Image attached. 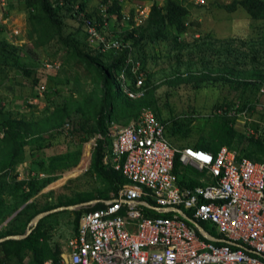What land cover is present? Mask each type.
<instances>
[{
  "label": "rangeland",
  "instance_id": "374dc122",
  "mask_svg": "<svg viewBox=\"0 0 264 264\" xmlns=\"http://www.w3.org/2000/svg\"><path fill=\"white\" fill-rule=\"evenodd\" d=\"M72 1L74 9L77 6L81 8V4L86 2V13L96 10L100 12L101 5H104L102 0H70V3ZM119 1L123 6L122 12L135 15L142 9L146 16H149L154 3L160 6L166 3V0ZM233 1L182 0L189 9V15L186 17L187 34L180 38L181 41H185L184 50L181 51L162 41L147 45L149 57L146 63L147 72L143 70L150 85H155L157 88L155 101L143 108L139 116L131 119L127 124L124 120L114 121L109 126V133L113 134L116 127H124L137 121L145 109H151L167 122V138L174 146L193 147L203 138L212 141V135L219 131L220 122L216 118L226 108L220 106L235 102L236 106L243 107L246 101L255 102L256 107L251 115L253 119L259 121L258 123H264V93L261 91L264 85L259 91L249 88L243 93L235 84L229 82L213 80L195 82L188 77L193 73L201 74L208 67L214 71L221 69L225 63L241 70L251 69L254 66L250 57L242 56L240 53H224L220 45H216L213 51L204 53L200 52V48H196L197 40L203 36H211L215 40L236 38L248 42L260 41L264 38V22L253 20L242 8L234 11L224 8V5H230ZM29 10L27 0H0V39L5 38L9 43L20 48L22 63L31 70L30 74H27L22 69L7 71L0 68V105L4 108V116L28 120L40 119L55 108L53 106L49 110L51 102L57 106L66 101L71 103L74 110L82 109V111L73 114L72 119L57 131L45 135L47 140L45 144H48V147L35 152L27 148L24 163L18 165L16 171H11L7 180L5 179L9 184L14 183L13 181L35 178L39 185L49 178L54 180L27 202L24 201V194L27 193L25 189L22 191H14L9 187L0 189V236L6 231L23 230L25 220L36 210L48 206L56 209L60 208L58 207L60 204H63L61 207H68L67 204L77 203L80 196L83 197L86 193L97 194L103 187L90 170L95 152L90 148V142L99 134L105 135L101 132L93 136L88 132L83 133L82 142L73 135L78 129V124H85V132L93 129L95 125L89 109L85 106L89 100L97 102L101 95V90L95 81V73L76 60L71 55V50L62 45L57 38L48 44L38 45L39 35L32 32ZM100 16L102 17L101 12ZM146 21L147 18L143 19V24L140 26L145 25ZM81 25L82 22L77 17L67 18L64 34L76 38L80 46L85 47L87 44L88 49L99 50L98 43L89 38ZM101 25L102 32L105 31L106 35L113 36L123 37L124 31L132 29L122 19L113 16L103 21ZM206 48L209 49L207 46ZM263 61L261 59L257 65L260 66ZM36 76L40 77V84L33 87ZM177 76L185 80L178 81L175 79ZM234 119L232 127L237 137L233 144L237 148L240 147L239 142L246 144L247 139L251 138L247 135L245 121L240 117ZM258 123L254 125L259 127ZM181 124L186 126L176 134L172 133V129L175 127L174 129L177 130L176 126ZM2 132L4 136L5 130L0 125V133ZM241 149L237 150L243 154ZM56 156H62V162L58 163L59 168H71L65 172L64 170L48 171L47 166ZM41 161L42 165H40ZM5 180H0V183ZM32 203H34L33 207L24 210ZM20 212L23 215L20 216V220H16ZM202 225L212 234L217 235L214 224L204 222ZM28 226L25 227V233ZM44 228L47 231V243L50 248L53 251L60 250L61 253L68 240L74 236V215L69 210L54 213L47 219ZM32 258V251L24 246L20 255L4 256L0 248V264H29Z\"/></svg>",
  "mask_w": 264,
  "mask_h": 264
},
{
  "label": "built area",
  "instance_id": "2783aa9c",
  "mask_svg": "<svg viewBox=\"0 0 264 264\" xmlns=\"http://www.w3.org/2000/svg\"><path fill=\"white\" fill-rule=\"evenodd\" d=\"M56 1L63 6L70 0ZM75 11L103 52L130 50L123 39L102 32L101 23L88 18L79 6ZM100 12L107 21V7L101 5ZM138 13L122 12V21L132 29L138 27L148 18L142 9ZM145 76L142 62L129 52L119 76L129 98L145 95ZM222 112L242 118L250 138H264V123L253 119L250 106ZM114 129L108 134L111 143L104 163L121 172L127 184L104 207L82 214L58 260L40 264H264V158L255 161L228 147L212 152L174 146L151 109ZM105 139L99 134L90 148L95 151ZM183 175L195 185H183ZM149 211L161 216H148ZM204 222L214 224L217 235L203 227Z\"/></svg>",
  "mask_w": 264,
  "mask_h": 264
},
{
  "label": "trees",
  "instance_id": "16d2710c",
  "mask_svg": "<svg viewBox=\"0 0 264 264\" xmlns=\"http://www.w3.org/2000/svg\"><path fill=\"white\" fill-rule=\"evenodd\" d=\"M102 3L107 7V19H110L111 16L117 17L119 20L122 19L123 6L119 0H102ZM72 4H74L73 1L71 3L69 1L68 5L60 6L56 0H27V8L30 9L29 20L33 26L32 32L39 35L38 45L48 44L50 41L57 38L62 45L71 50V55L76 60L84 64L91 72L95 73V81L101 90V95L98 97L97 102H91L89 100L85 105L95 121L93 129L85 132V124H78V129L73 135L77 136L81 142L84 139L83 133L87 132L90 136L98 132L106 136V139L100 141L99 146L95 150L90 167L91 172L96 175L98 180L103 184V187L97 194L86 193L83 197L79 195L81 198L78 197L79 201L77 203L67 204V206L89 202L95 199L102 201L88 208L71 211L74 215V230L76 232L79 219L83 213L104 207L105 201H111L117 198L120 189L127 184V180L121 172L114 170L111 166L104 163V158L107 154V145L109 146L111 143L108 137L110 124L117 120H124V123L127 124L131 119L137 118L143 108L155 101V90L157 88H155V85H150L148 78L145 82L146 92L143 97L133 100L124 93L119 76L125 68L128 53L130 52L135 59L140 60L143 64V69L147 72L146 63L149 59L146 49L147 45L157 44L162 41L183 51L185 48V41H181L180 38L187 34L186 17L189 15V9L186 7L185 2H179L178 0H166L164 6L154 3L145 25L127 29L124 31L123 37L120 35L116 36L123 39L125 43L131 46L130 50H127L128 52L116 54L113 51L103 52L101 49H88L87 44L85 47L80 46V42L77 41L76 38L64 34L63 29L65 20L67 18H76V11ZM86 6V2H84L81 4L80 9L85 11ZM224 8L230 11L242 8L253 20L264 22V0H234L230 5H224ZM86 16L95 20L96 23H103V19L98 10L91 13L87 12ZM82 25L81 27L85 29L84 25ZM216 45H220L224 53H240L242 56L250 57L251 60H253L254 66L251 69L241 70L225 63L221 69L214 71L208 67L201 74L193 73L188 75V77L195 82L211 80L229 82L235 84L243 93L249 88L259 91L261 86L264 85V61L260 66H258L257 63L261 59L264 60V38L260 41L254 40L248 42L236 38L215 40L211 36H203L200 40H197V47H195L200 48V52L204 53L206 51H213ZM206 46L209 47V49H205ZM203 57L205 58V55ZM0 68L7 71L22 69L27 74L31 72L29 66L22 63L21 49L9 43L5 38L0 39ZM175 79L178 81L185 80L181 76H177ZM40 80V77L36 76L33 80V87L38 86ZM128 83L131 88L134 87V79L130 74L128 75ZM53 106H55V108L51 111L50 109ZM225 106L226 108H224ZM235 106V102L225 103L220 106V108H224L225 111L227 110L226 113H228L233 110ZM248 106H250L253 111L256 104L254 101L251 103L246 101L242 109ZM48 108L50 112L45 117L28 120L25 118L5 117L4 108L0 105V118H2L0 125L5 130L4 136L0 138V180L8 178L11 171L15 172L18 165L24 163L27 148L35 152L48 147L49 145L45 144L47 141L45 135L57 131L64 126L66 122L72 119L73 114H79L82 111V109L74 110L69 101L57 106L54 102H51ZM156 116L167 126L166 121L161 119L158 114ZM216 119L219 120L220 127L219 131L212 135V141L203 138L194 145L193 148L213 152L219 151L222 147L236 150L242 148L243 154L240 153L241 156L255 161L263 160L264 138L257 140L253 138L247 139L248 142L246 144H244V142L242 144L239 142L240 147L235 148L233 143L235 142L237 133L232 127V123H234L235 119L226 114L218 115ZM185 126L186 124L177 125V130H175L174 127L172 133L176 134V132L181 131ZM213 141L215 142L214 144L212 143ZM59 162H62V156L52 158L50 165L47 166L48 171L62 172L64 170L65 172L71 168L61 169L58 167ZM42 164L41 161L40 165ZM180 169L181 165L177 162L176 173H179ZM6 180L1 181L0 189L3 187H9L14 191H22L25 189L27 193L24 194V201L27 202L32 197L36 196L43 188L47 187L54 179L49 178L41 185H39L35 178L16 182L13 181L14 183L10 182L9 184ZM181 182L183 185H195L193 181L188 182L185 175L181 177ZM33 206L34 203L28 205L24 210H28ZM61 206H63V204H60L58 207ZM53 209V207L48 206L34 211L25 220L23 230L6 231L0 238L23 235L25 233V227L28 226L29 222L36 215ZM22 212L17 215L16 220H20V216L23 215ZM187 213L191 216L189 212ZM52 215L54 214L42 219L36 229L28 235L26 239L21 241L8 240L0 243V248L3 250L4 256L20 255V251L24 246L26 249L32 251L33 254V258L29 264H40L49 259L58 260L60 250L53 251L52 248H50L47 243V231L44 228L45 222ZM148 216L158 217L161 216V214L149 211Z\"/></svg>",
  "mask_w": 264,
  "mask_h": 264
},
{
  "label": "water",
  "instance_id": "95a60500",
  "mask_svg": "<svg viewBox=\"0 0 264 264\" xmlns=\"http://www.w3.org/2000/svg\"><path fill=\"white\" fill-rule=\"evenodd\" d=\"M100 200H93L87 203H82V204H78V205H73V206H68V207H60V208H56L50 211H46V212H42L38 215H36L29 223L28 229L26 231V233L24 235H14V236H7L3 239L0 240V242L3 241H8V240H24L28 237V235H30L38 226V224L40 223V221L42 219H44L45 217L54 214V213H58V212H62V211H78L84 208H88L91 206L96 205L97 203H99ZM106 203H110V201H105ZM165 211L162 210L161 213H164ZM185 219L189 220L190 222H192L189 217L184 214L183 212H179ZM193 223V222H192ZM197 227V229L201 232L204 233L202 227L200 225H195ZM212 239V238H209Z\"/></svg>",
  "mask_w": 264,
  "mask_h": 264
},
{
  "label": "crops",
  "instance_id": "0c3cea01",
  "mask_svg": "<svg viewBox=\"0 0 264 264\" xmlns=\"http://www.w3.org/2000/svg\"><path fill=\"white\" fill-rule=\"evenodd\" d=\"M3 238H5V237H3ZM3 238H0V240L3 239ZM16 241H21V240H16ZM3 242H5V241H3ZM3 242H0V243H3ZM1 250H2V249H1ZM2 251H3V250H2Z\"/></svg>",
  "mask_w": 264,
  "mask_h": 264
}]
</instances>
